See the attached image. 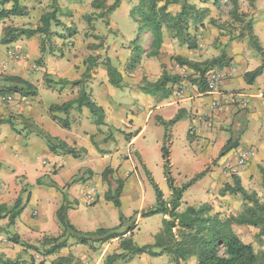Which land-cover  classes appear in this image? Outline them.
I'll use <instances>...</instances> for the list:
<instances>
[{"label": "rangeland", "instance_id": "obj_1", "mask_svg": "<svg viewBox=\"0 0 264 264\" xmlns=\"http://www.w3.org/2000/svg\"><path fill=\"white\" fill-rule=\"evenodd\" d=\"M89 1L90 0H71L70 2H75V4L79 6V8L75 10L77 13L75 15L76 18H73V21L70 19L73 17L72 10L65 9L63 12H59L57 17L59 16L58 19L61 21L64 27H57L54 25V23H52L50 29L51 33L49 35L42 36L36 34L30 38L23 36L19 37V41L26 40V44L29 45H26L27 52L25 53L27 54V59H25L23 62L11 61V65L7 68H3L1 65L6 59L4 45L6 43L1 41V38L4 34V28L6 26L34 28L39 25V18L41 14L46 12V10L45 8H42L41 10L36 11L34 15L29 17L23 16L20 18L14 17L13 19L8 18V20L3 23L5 27L3 25L1 26L2 29H0V75H13L11 71H16L17 67L15 65L18 63L21 64L19 66L21 68L24 67V71L26 73L25 75L28 76L29 80H31L28 81L35 83L37 88L40 90V96H38L36 100H40L41 102L36 104L33 109L34 104L32 103L23 105V102L15 99L14 101L7 104L5 100L1 99L2 97H0V117L4 116L3 118H0V121L9 118L8 116H12L11 120L13 122V126L11 127L9 123L5 124H8L11 128V131L17 134L20 130L22 131V127H26L28 131L30 130V132H36L39 130L40 126L34 124L33 122L31 123L29 119L26 118L27 121L23 120V116H30L28 111H26V108L32 111L33 116H44L47 113L45 109L48 108L50 104H60L64 102L65 99L76 96L78 92V87H73L70 85L63 87L55 85L52 88H48L46 86L44 83V74L47 72L43 71V68L45 67V57L47 55L51 56L50 58L52 63H55L57 60H60L64 57H66L65 59L67 60H72L74 63L71 65L69 71H73L74 73V71L77 69H81V72L79 73L80 77L85 68L84 61L87 59V57L94 56L97 58L98 65L91 70L90 77L86 80L87 83V81L92 78L96 79V81L92 83V87H90L91 92H93L95 96L92 97L91 92L90 96L98 104L100 103L99 100H103L105 97L108 100H111L110 105L112 106V108L109 110V112H111L109 117L112 125L106 124V126H99V128L102 130H107L104 133L106 138L104 141L99 140L93 147L95 157L99 158L98 154H109L113 151L117 152L118 150L125 152V141L128 140L133 134V131L128 133L129 130H132V128H130L131 125H133V122L143 125L144 116L140 115V107L135 101L127 99L124 90L125 87H129L130 90L133 91L136 89L139 90L140 83L143 79L147 81H153L162 73L163 70L169 73L187 75L185 71H180L177 69V66L175 63H173L172 58L176 55H184L188 48L187 46L180 44L177 39L171 37V35L165 29L164 32L168 41L163 47L160 57H146L144 52L148 51L150 48L151 37L148 32H142L138 34L135 44L139 45L143 49V52L141 53L139 63L134 69L130 70L127 68V65L133 54L134 43L132 40H134L138 32L137 22H135L134 18L129 15V9L131 5H128L127 0H124V6H121L112 12L111 22L115 24L114 29H112L109 28V24L106 23L109 19L110 13H106L103 17H99L97 15L99 10L88 8ZM214 1L216 0H190L191 3H194L200 9L206 8L201 7L205 3L208 2L210 5V2ZM252 2L253 0L239 1V12L242 15L238 20L234 21L230 17L229 12L232 5L230 2H228V0H218L217 3L210 5V9L207 8L208 17L204 20L206 24H203L202 26L199 25L195 31H193L192 27L190 28L189 32L191 36H195L197 41V48H195L196 50H191H194L193 52L203 50V54L206 52L210 54L211 51L213 52L218 50L221 44H223L221 41L224 40H236V42L244 40L246 41L247 45L252 48L247 38V31L244 28L246 23L251 24L252 19L250 15L251 11H253ZM178 5H171L170 9L172 12L175 10V8L179 7ZM259 16L264 17V13L260 12ZM209 18L214 19L215 23L208 22L207 20ZM256 19L257 18H253L254 21ZM93 20L99 22L93 23ZM254 27L257 26L254 25ZM65 28L73 29L75 34L70 38H61L62 35L67 34ZM257 32L260 33L259 30ZM70 40H72V44H68V41ZM19 41L15 42L17 43ZM41 47H44L45 53L43 54L42 59H39L41 58ZM128 50H131V56L129 59H127ZM223 50H225V47ZM254 51L258 56H260V54L255 49ZM109 55H111L115 61L112 63L122 73L123 85L121 88H115L109 84V90L111 91L108 90L106 92V90L103 89V86L104 82L107 80V75L101 63L105 58H109ZM113 55H115V58ZM15 59L17 60L18 58ZM38 60L42 61L38 62ZM160 60H163V62H160ZM61 71L56 70L48 74H50L54 80L59 78L73 79V77H67L72 73H69V71ZM103 108L106 109L104 106ZM86 111L88 110L86 109ZM81 113L82 111L74 110V113H60L59 116H62L65 119L68 118L71 124V122H75L76 120L74 116H78L77 114ZM130 114L134 116H130ZM88 116H90L89 112ZM90 118L93 121L91 116ZM131 119L133 122H131ZM150 119L151 121H149L147 124H144L146 125L145 137L144 139H140L143 144L145 142L147 147V168L141 163V159L139 156H137L135 151H131L130 149L129 151L125 152V154H119L118 159L123 162L126 161L127 166H125V169L121 168V173H115L116 171L113 169L111 175L108 178L111 183L101 180L102 184L101 186H98V182H93L96 187V191L99 193L98 199L95 201V203H92V199L90 198H88L87 201H84L82 193L85 190V185H81L82 182H79L80 180L76 178L77 176L74 177L76 180L72 182V184H74L73 187L76 190V199H70L68 197L69 195L66 193V186L61 188V191L52 187L60 194L61 192L66 194L70 201H72L71 206L68 209V216L71 223L77 229L82 231H92L100 227H114L120 223L119 216L122 214L126 217V220L122 224V229L132 225V239L137 245L142 246L153 243L155 235L161 229V221L163 216L162 214H155L147 217H142L140 215L141 211L148 210L150 207L154 206L156 202L155 191L151 182L149 181V177H152L161 190L163 189V196L167 201L170 199V191H168V186L165 181L163 161L161 158L159 144V133L163 131V127L160 126L157 129V120L154 118L152 119V117H150ZM88 124L90 125L91 123ZM113 124L117 125L118 128L114 127ZM243 124L244 123L242 121V125H240L238 130L235 132L233 139H235L236 135H238L241 129H243ZM263 125L264 121H261L259 123L260 128L258 129L259 134L254 133L255 136H260L259 142L255 145H250V148L247 143L242 146L243 149H241L240 154L243 152L248 154L243 165H239L238 159L240 154L236 155L237 151H235V149L228 152V154L231 155V158H233L232 160H234L233 164L238 167L237 170H229V172L225 174V168H223V164L227 161L228 156H222L225 158L222 160L223 163H221L220 160L222 157H219L215 147L207 152V157H209V155L210 157L208 158V162L205 165V169L207 170L206 174L211 172H214V174L217 172L218 174V172L221 171L219 174L223 173L225 178H218L217 175H213L212 173L209 175V178H203L202 180H197L194 182L191 187L185 189L183 192L182 204L179 207V210H183L185 206L188 205L187 202L190 201L189 197H191L192 192L197 191L196 193H199L200 197L196 199V202H194L195 206H199L202 203H208L212 206L214 212H219L224 216L236 215L242 206L241 195L231 194L228 192H225L222 195V190L226 183H233L232 176H238L237 173L241 174V177H239L241 184L248 192H256L258 196H263L264 189L262 187V171L264 172V129L261 128ZM93 127L96 126L93 124ZM62 129L63 128L58 127V125H54L51 132H60ZM2 135L4 136L5 134L3 131H0V136ZM18 135V140L23 141L25 137L22 136L21 133ZM37 135L40 136L38 133ZM127 135L129 136L128 138L126 137ZM243 139L244 137L241 136V140ZM171 141L172 144L168 146L170 149V163L173 165L170 166L171 176L174 180V184L176 186H181L192 179V174L190 173V169H188L189 166L187 165V160L189 159V155H191V153L187 151L188 141L190 140L187 138L186 128L183 127V125H177L172 131ZM79 153L81 158H73L76 160V162L81 163L85 152L79 151ZM60 154L61 156H65L63 153ZM23 158L26 160L29 158V156L24 155ZM32 159L35 162L38 161L36 154H33ZM1 166L2 164L0 163V167ZM69 170L70 169L67 167L64 168L63 173L57 177V180L60 181L63 177H65V174ZM21 177L23 178V176H17L13 180L14 183L11 189H6L1 192V194L4 195L3 198H0L1 203L6 204L8 207L12 206L15 199L20 194L22 211L15 219L13 225L9 226L7 224V217L0 219V237L5 238L7 241L3 247H0L4 249L6 255L9 256L6 257L5 255L0 254V264H3L5 258L18 260L22 262V264H56V260L59 256L70 257L72 264H105L107 255L112 254L113 252H120L118 249V239L110 240L105 243H96L91 246L80 245L75 243L74 240L70 239V245L68 247L61 249L54 255L44 256V248L41 246L42 238L57 236L61 232L55 218V204L51 203V209L49 210L44 209L40 203V200H38L39 198L36 196L42 197L43 195H48L49 193L46 190L35 187L34 181H31V183L28 184L30 190H33L32 192L34 196L31 199V194L26 193L28 186L21 183L22 180L19 179ZM46 179L47 181H44L43 183L48 185L50 182H52L48 176ZM115 179L123 180V188L120 194V207H115L111 203L106 202L102 196V192L106 191L109 185L114 186L113 181ZM20 183L23 185L22 191L20 190L21 192L17 193L19 188L18 185ZM57 205L58 204H56V206ZM17 220L20 221L15 228ZM233 230L243 242L250 243L256 251L264 250V237H256L257 229L251 226L235 225L233 226ZM13 234H17L20 240H23L27 244L36 246L39 248V250L29 249L28 247L25 248L19 243L15 244L8 241L9 238L13 236ZM113 264L174 263L171 261V258L168 255H162L156 258L141 255L136 256L128 261H117ZM183 264L197 263L195 258H189Z\"/></svg>", "mask_w": 264, "mask_h": 264}, {"label": "trees", "instance_id": "obj_2", "mask_svg": "<svg viewBox=\"0 0 264 264\" xmlns=\"http://www.w3.org/2000/svg\"><path fill=\"white\" fill-rule=\"evenodd\" d=\"M232 7L230 17L238 20L241 17L239 12L238 0H229ZM121 0H113L110 5H106V0H93L91 7L99 10L97 15L103 17L106 13H111L119 7ZM56 4V3H55ZM171 4H179L178 12L173 13L168 10ZM6 5H9L6 7ZM56 6L41 14L39 25L34 28L30 27H11L4 28V34L1 38L3 43L15 42L19 37L30 38L36 34L46 36L51 33V24L55 26H63L57 17ZM208 9H200L190 0H137V3L131 7L129 15L134 18L138 24V34L148 31L151 35V43L148 51L144 52L146 57H157L160 54L163 43V32L166 29L171 37L178 40L188 49L197 48L195 36H191L190 28L195 31L199 25H203L204 20L208 17ZM28 9L21 4V0H0V21L10 17L27 16ZM208 22L215 23L212 18ZM108 24V21L106 22ZM247 31V38L251 46L260 54L261 64L251 71H247L243 75V79L247 84H252L255 78L264 73V50L259 45L256 37L252 34L250 23L244 26ZM67 34L61 38H70L75 34L71 28H65ZM137 37L133 40V54L128 62L127 68L132 70L139 63L143 49L135 44ZM45 53L44 47H41V58ZM179 67H185L192 71L190 75H181L179 73H162L154 81L142 80L139 90L145 94L157 99H165L169 97L173 91V87L183 81L196 85L199 90L206 91V74L213 68H223L229 64L230 59L224 52L220 55L196 61L190 58L176 55L172 58ZM42 60H38L40 62ZM102 66L105 69L108 83L115 88H121L123 85L122 73L111 62L110 58L102 60ZM85 68L79 78H59L54 80L50 74H44V83L48 88L55 85H70L78 87L77 96L71 100H67L61 104L53 103L49 106L50 117L56 121L61 127L69 128L70 120L63 119L55 115L57 112L69 114L72 109L81 111L86 108L93 119V123L97 126L105 125V112L102 106L98 105L86 90V80L90 77V72L98 65L97 58L89 56L84 61ZM19 96L20 98L36 97L38 88L34 83L16 76V75H0V97ZM3 123H9L13 126L12 116H8ZM24 121L26 118L22 117ZM181 118L180 114L175 115L168 121L157 117L158 123L163 127V141L160 147L161 158L163 161L164 175L168 190L170 191V199L167 201L163 197V193L158 184L149 177L156 195L155 205L146 211H141L142 217L162 214L161 229L155 235L151 244L142 246L137 245L132 239V225L122 229V224L126 217L120 214V223L114 227H100L92 231H82L77 229L70 221L68 209L72 201L62 194V202L55 211L56 222L60 227V234L53 237H43L41 246L44 248L43 255L49 256L58 253L61 249L70 245L69 240L75 243L91 246L96 243H105L110 240L118 239V249L120 252H113L106 256L105 264H113L117 261H128L136 256H149L151 258L168 255L174 264H183L189 258H195L197 264H264V250L256 251L250 243L243 242L241 238L233 230V226H251L257 229L256 237H264V194L258 196L256 192H248L241 184L238 176L233 175V183H226L222 190L225 192L241 195V208L236 215L224 216L219 212H214L212 206L208 203H202L199 206L186 205L183 210H179L182 204V196L185 189L191 186L195 181L202 178L207 170L197 173L187 183L176 186L170 171V154L168 144L170 143V127L173 126ZM41 138L45 140L46 146L50 152L63 153L74 158L80 157L81 152L86 150H76L65 141L50 135L48 132L40 128L36 131ZM129 137L128 135L126 136ZM92 140V138H91ZM238 146V141L230 138L221 148L219 157L227 154L229 151ZM113 168L107 166L102 174V180L111 183L108 178ZM149 173V172H148ZM79 179V178H78ZM77 179V180H78ZM76 179L71 181L74 182ZM114 186L109 185L104 192V200L111 203L115 207H120V194L123 188V180L115 179ZM41 184V181H37ZM48 186L61 189L55 182H50ZM262 187L264 189V172L262 171ZM22 191V189H21ZM20 191V192H21ZM61 191V190H60ZM22 211L20 194L15 199L12 206L7 207L6 204H0V219L7 217V224L13 225L15 219ZM10 242L21 244L25 248L39 250L36 246L27 244L19 239L17 234H13L9 238ZM3 264H22V262L14 259H5ZM56 264H72L71 258L68 256H59Z\"/></svg>", "mask_w": 264, "mask_h": 264}, {"label": "crops", "instance_id": "obj_3", "mask_svg": "<svg viewBox=\"0 0 264 264\" xmlns=\"http://www.w3.org/2000/svg\"><path fill=\"white\" fill-rule=\"evenodd\" d=\"M70 1L71 0H21V4L28 8L29 13L27 17L34 15L36 11H39L42 8H45V10L47 11L52 7L56 6L58 11L57 14L59 12H63L65 9L72 10L73 17L70 19L73 21V18H76L75 15L77 14L75 10H77L79 6L75 4V2L72 3ZM92 1L93 0L89 1L88 8L94 9L93 7H91ZM239 1L242 0H238V2ZM112 2L113 0H106V5H110ZM217 2L218 0L214 2H210V5H212L213 3L215 4ZM124 3L125 1L121 0V3L118 8L124 6ZM127 3L128 5H131V7H133L137 3V0H127ZM252 4H253L252 6L253 11H251V15H250L252 19L251 20L252 34L256 37L259 45L264 50V29H263L264 17L259 16L260 12L264 13V0H253ZM171 5H176V4H171ZM171 5L168 6V10L172 12V10L170 9ZM210 5L207 2L201 7H206L210 9L211 7ZM8 6L9 5H6V7ZM179 9L180 6L178 8H175L173 13L178 12ZM112 12L109 14L108 27L114 29L115 24L111 22ZM13 18L14 17H11L9 19H13ZM15 18H20V17H15ZM253 18H257V19L254 21ZM7 20L8 19H4L0 21V29H2L1 26H3L4 25L3 23ZM92 22L96 23L99 21L93 20ZM203 24H206V22H203ZM254 25H256L257 27H254ZM257 29L260 31V33L257 32L258 31ZM144 32H148V31H144ZM71 41L72 40L68 41V44H72ZM167 41L168 39L166 37V34L165 32H163V43L160 53H162L163 47L167 44ZM221 42L223 44H221L219 49L213 52L211 51L210 54H208L207 52L203 54V50L193 52L194 50L188 49L186 50V53H184V55H181L186 58H190L196 61H201L207 58L218 56L222 52L226 54V56L230 59L229 64L223 68H213L212 70H210V71L218 72L220 74H224L221 76V79L218 82L216 89L214 91H208L207 89L206 91H201L196 85H193L188 81H183L173 87V91L169 97L160 100L152 96H149L144 92L139 91L138 89L133 91L130 90L129 87H125L124 90L127 99L135 101L140 107V115L144 116L143 125L134 123L133 120L131 119L133 125H131L130 128H132V130H129L128 133H131L133 131V134L128 140L125 141V145H124L125 152L129 151L130 149L131 151H135L137 156H139V158L141 159V163L146 168H147V147L145 142L143 144V142H141L140 139L142 138L144 139L145 137L146 125L144 124H147L149 121H151L150 117H152V119L154 118L155 120H157V117H161L163 120L168 121L171 118H173L175 115L180 114L181 116L180 120L170 127V133H169L170 143L168 144V146L172 144L171 141L172 131L176 128L177 125L180 124L183 125V127L186 128L187 138L190 140L188 141L187 151L190 152L191 155H189V159L187 160L188 161L187 165L189 166L188 169H190V173L192 174V177H194L197 173L205 169V165L208 162V158L210 157V155L209 157H207L206 155L207 152L212 150L213 147H215V150H217L219 154L223 145L230 138L233 139L235 132L238 130L239 126L242 125V121L244 123L243 129H241L240 133L236 135L234 139L238 141V146L235 148V151H237L236 155L240 154L241 149H243L242 146L245 145V143H247L250 148V145H255L259 142L260 136L258 135L255 136L254 133H258V129L260 128L259 123L261 121H264V97L261 98L259 96L260 93L264 95V73L258 76L257 78H255L252 84H247L243 79V75L245 72L251 71L255 69L257 66H259L261 64V57L258 56L257 53L254 51L253 47L250 48L247 45L246 41L244 40L238 42H236V40L233 41L224 40ZM26 43L27 41L23 40L17 43L10 42L4 44L6 59L1 64L3 68H7L8 66H10L12 63L11 61L23 62L25 61V59H27V54L25 52H27L26 45L28 44ZM224 47L225 50H223ZM160 55L161 54H159L157 57H160ZM130 56H131V50H128L127 59H129ZM50 57L51 56L47 55L44 61L45 67L43 68V71L47 73H52L53 71L56 70L58 71L62 70L64 72H68L71 68V65L74 63L72 60L65 59L66 57L57 60L55 63H52ZM113 57L115 58V55H113ZM15 58L18 59L16 60ZM109 58L111 62H115L114 59L111 57V55H109ZM151 58H156V57H151ZM160 62H163V60H160ZM173 63L175 62L173 61ZM19 65L21 64L19 63L16 64L15 65L17 67L16 71L13 70L11 71V73H13V75H18L20 77H23L24 79L29 80L28 76L25 75L26 73L24 71V67L21 68ZM62 66L66 68H63ZM177 69L180 71H185L187 75H190L192 73L191 70L185 67L177 66ZM80 72L81 69L80 70L77 69L76 71H74V73L73 71L72 72L69 71V73L72 74L70 75L68 73L69 76L67 77L78 78ZM95 81H96L95 78H92L89 81H87L86 90L88 93L91 92L90 87H92V83H94ZM103 89H105L106 92L110 89L108 78L104 82ZM39 92L40 90L38 89V95L36 97L20 98L19 96L14 95V96H5L2 97L1 99L5 100L7 104L14 101L15 99H18L21 102H23L22 103L23 105L27 103H32L34 104L33 105V109H34V106L41 102L40 100L38 101L36 100L37 97L40 96ZM76 96L71 97L69 99H65L64 102L67 100H71ZM91 96L92 97L95 96L93 92H91ZM99 101H100L99 104L96 101L95 102L98 105L102 107L104 106L106 108V109L103 108L105 112V126L106 124L112 125V122L109 117L111 114L109 110L112 108V106L110 105L111 100H108L107 98L104 97L103 100H99ZM46 109L45 111L49 113L48 110L49 107ZM74 110L77 111L76 109H72L70 112L74 113ZM26 111H28L30 116H23V117L29 119L31 123L33 122L34 124L40 126V128L48 132L50 135L65 141L70 146L76 148V150L84 148L86 150L85 155L84 157H82L80 163V162H76V160H74V158L70 155L61 156L60 153L50 152L46 146L45 140L40 136H38L35 131H31V132L30 130L28 131L26 127L25 128L22 127L21 128L22 131L21 130L19 131V133H21L22 136L25 137L23 141L22 140L19 141L18 136L21 137L20 135H18L19 133L17 134L15 132H12L8 124L0 122V131H3L5 134L4 136L3 135L0 136V163L2 164V166L0 167V194L3 190L11 189L14 183L13 180L17 176H23V178L22 177L19 178L22 180L21 183L23 185L28 186V184L31 183V181H34L35 187L46 190L49 193L48 195H43L42 197L40 196H36V197L39 198L38 200H40V203L42 204L45 210L51 209L50 206L51 203L55 204L54 206V213H55L56 209L59 207V204L61 203L62 195L59 192H57V190L48 186L46 183H43L44 181H47L46 179L47 176L50 178V181L55 182L57 186H59V188H63L66 186L65 187L67 189L66 193L69 195L68 197L70 199L77 198L75 196L76 190L73 187L74 184L71 183V181L75 179L74 177L77 176L76 178H79L80 180L79 182H82L81 185H85V190L82 193V197L84 201H87V199L90 198L92 199L91 202L95 203V201L98 199L99 193L96 191V187L93 184V182L96 181L98 182V186H101L102 184L101 174L103 170L107 166H111L113 169H115L116 171L115 173H121L120 172L121 168L125 169V166H127L126 161L123 162L118 159L119 154L121 153L125 154V152H121L120 150H118L117 152L113 151L109 154H102V155L98 154L99 158L95 157L93 147L99 140L104 141V139L106 138L104 133L107 130H102L101 128H99V126L93 123L90 116H88V111H86V108H82L81 110L82 113L77 114L78 116H74L76 120L74 119L75 122H71L69 128H63L56 121H53L50 117V113L49 114L46 113L44 116H33L32 111L28 110L27 108ZM59 114L60 113L57 112L55 115H57V117L59 118H63L62 116H59ZM130 116H134V115L130 114ZM3 117L4 116H1L0 118ZM88 123L91 124L89 125ZM93 124L96 127H93ZM54 125H58V127H61L63 129L60 132L58 131L51 132V130H53ZM113 126L118 128L117 125L115 124H113ZM160 126L161 125L157 121L156 122L157 129ZM261 128L264 129V125L261 126ZM159 134H160L159 144L161 147L163 141V131ZM241 136L244 137L243 140H241ZM168 150L170 152L169 148ZM33 154H36L38 161L35 162L32 159ZM24 155L29 156V158L25 160L23 158ZM223 156L225 157L228 156L227 161L224 162L223 164L224 165L223 168H225L224 170L225 174L228 173L229 170L238 169V167L233 164L234 160H232L233 158H231V155L227 153ZM225 157L221 158L220 160L221 163H223L222 160H224ZM66 167L70 170L65 174V177H63L60 181L57 180V177L63 173V169ZM212 173L213 175H217L218 178L219 177L221 179L225 178L223 173L219 174L221 173L220 171L218 172V174L217 172H215V174L214 172H211L209 174L207 173L198 180H202L203 178H209V175ZM237 175L238 177H241L240 173H237ZM38 180L41 181V184L37 183ZM21 183L18 185L19 188L17 193H19L20 190L22 189L23 185ZM32 191L33 190L32 189L30 190V187L28 186L26 193L31 194V199L34 196ZM104 192L105 191L102 192L103 199H104ZM196 192L197 191L192 192L191 197H189L190 201L187 202L188 205L195 206L194 202H196L197 201L196 199L200 197V194ZM162 193L164 195L163 191ZM3 197L4 195L1 194L0 198ZM0 204H2L1 200H0ZM56 204L58 205L56 206ZM19 221L20 220H17L16 221L17 223L15 222L16 223L15 228L17 227ZM5 243H7L6 239L0 237V246L3 247ZM1 247H0V254L9 257L8 255H6L4 249H2Z\"/></svg>", "mask_w": 264, "mask_h": 264}, {"label": "built area", "instance_id": "obj_4", "mask_svg": "<svg viewBox=\"0 0 264 264\" xmlns=\"http://www.w3.org/2000/svg\"><path fill=\"white\" fill-rule=\"evenodd\" d=\"M222 75H224V74H220V73L214 72V71H209L206 74V85H207L208 91H214L216 89V86H217L218 82L220 81ZM259 96L261 98L264 97V95L262 93H260ZM190 132H192V131H190ZM247 155L248 154L246 152H243L240 154V157L238 159L239 165H243L245 163V161L247 159L246 158Z\"/></svg>", "mask_w": 264, "mask_h": 264}]
</instances>
